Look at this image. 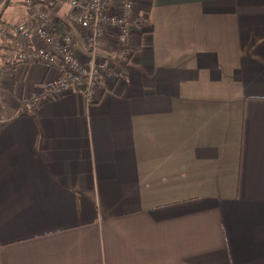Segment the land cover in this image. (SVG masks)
Segmentation results:
<instances>
[{"label":"crops","instance_id":"crops-1","mask_svg":"<svg viewBox=\"0 0 264 264\" xmlns=\"http://www.w3.org/2000/svg\"><path fill=\"white\" fill-rule=\"evenodd\" d=\"M74 1L34 0L4 41ZM144 9L129 60L103 37L96 100L33 101L61 73L36 60L0 81V264H264V0Z\"/></svg>","mask_w":264,"mask_h":264},{"label":"built area","instance_id":"built-area-1","mask_svg":"<svg viewBox=\"0 0 264 264\" xmlns=\"http://www.w3.org/2000/svg\"><path fill=\"white\" fill-rule=\"evenodd\" d=\"M34 0H25L32 4ZM63 0H46L49 6H54ZM151 0H77L75 7L81 9V19L86 28V54L80 52L71 33L57 34L55 21L48 12H34V22L22 28L13 44H6L8 53L0 64V81L8 74L7 67L15 63L31 60L46 64H55L60 68V76L45 85L32 95V100L39 102L48 97H56L65 90L78 84L87 101L96 100L97 88L101 77L114 71V67L98 57V50L103 37L114 36L116 56L122 61L131 58V39L136 28L149 27L148 11L137 12L136 7L141 2ZM1 3V0H0ZM11 35L7 24H0V39ZM33 38L44 45L35 46Z\"/></svg>","mask_w":264,"mask_h":264},{"label":"trees","instance_id":"trees-1","mask_svg":"<svg viewBox=\"0 0 264 264\" xmlns=\"http://www.w3.org/2000/svg\"><path fill=\"white\" fill-rule=\"evenodd\" d=\"M12 1L13 0H1V3H0V6H1L0 24H6L5 20L3 19V13H4V10L8 6H10ZM68 19L67 20L66 19H58L57 21H55L54 28H55L56 33L57 34L71 33V30L75 29V30H77L80 37H82L84 39L85 33H86V28H85V24H84L83 20L81 19V9L79 7H74L73 10L71 11V14L69 15ZM7 26H9V24H7ZM19 33L16 34V37L19 35ZM14 39L16 40V38H14Z\"/></svg>","mask_w":264,"mask_h":264},{"label":"rangeland","instance_id":"rangeland-1","mask_svg":"<svg viewBox=\"0 0 264 264\" xmlns=\"http://www.w3.org/2000/svg\"><path fill=\"white\" fill-rule=\"evenodd\" d=\"M25 1V0H23ZM22 0H13L10 6H8L3 13V19L5 21H14L20 23L23 18L28 17L29 12L31 10L30 4L24 3ZM67 7V5H64V8ZM1 9V6H0ZM38 11V10H37ZM36 12V11H35ZM7 24V23H6ZM10 37V36H8ZM3 41L5 38L2 39ZM8 44L7 42H3V47ZM44 44L42 43L43 46ZM79 46V44H78ZM7 69H10V66L7 67Z\"/></svg>","mask_w":264,"mask_h":264}]
</instances>
